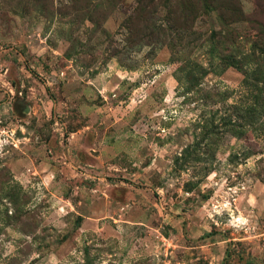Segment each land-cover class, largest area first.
Instances as JSON below:
<instances>
[{
    "label": "rangeland",
    "instance_id": "374dc122",
    "mask_svg": "<svg viewBox=\"0 0 264 264\" xmlns=\"http://www.w3.org/2000/svg\"><path fill=\"white\" fill-rule=\"evenodd\" d=\"M0 264H264V0H0Z\"/></svg>",
    "mask_w": 264,
    "mask_h": 264
}]
</instances>
